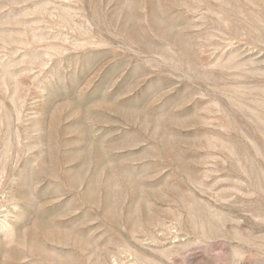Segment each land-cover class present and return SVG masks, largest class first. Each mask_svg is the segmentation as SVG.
<instances>
[{
	"label": "rangeland",
	"instance_id": "rangeland-1",
	"mask_svg": "<svg viewBox=\"0 0 264 264\" xmlns=\"http://www.w3.org/2000/svg\"><path fill=\"white\" fill-rule=\"evenodd\" d=\"M0 264H264V0H0Z\"/></svg>",
	"mask_w": 264,
	"mask_h": 264
},
{
	"label": "bare ground",
	"instance_id": "bare-ground-1",
	"mask_svg": "<svg viewBox=\"0 0 264 264\" xmlns=\"http://www.w3.org/2000/svg\"><path fill=\"white\" fill-rule=\"evenodd\" d=\"M128 115V114H127ZM89 160H91V158L89 159ZM76 174V173H75ZM111 185H113V184H111ZM116 186V185H115ZM110 187H112V186H110ZM121 189V188H120ZM119 189V190H120ZM118 191V190H117ZM120 192V191H119ZM111 194V193H110ZM111 200V199H110ZM41 220V219H40ZM42 222V221H41ZM39 223H40V221H39ZM38 223V224H39ZM42 224H43V222H42ZM49 224H50V222H49ZM40 227V226H39ZM43 229H46L47 230V233L49 232L48 231V229H47V225L46 224H43V227H42ZM54 230V229H53ZM56 230V229H55ZM50 234V233H49ZM47 235V234H46ZM27 244H29V243H27ZM36 246V245H35ZM40 250V249H39Z\"/></svg>",
	"mask_w": 264,
	"mask_h": 264
}]
</instances>
